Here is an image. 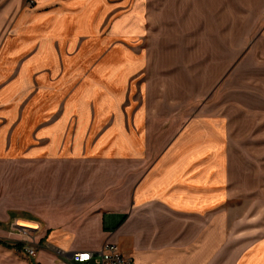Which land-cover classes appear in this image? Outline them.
<instances>
[{
    "label": "crops",
    "instance_id": "crops-1",
    "mask_svg": "<svg viewBox=\"0 0 264 264\" xmlns=\"http://www.w3.org/2000/svg\"><path fill=\"white\" fill-rule=\"evenodd\" d=\"M96 11L78 22L56 13L50 33L42 19L25 21V34L19 18L11 33L0 24V264H81L73 253L106 242L135 264H264V226L249 229L256 237L246 244L234 242V226L227 240L221 116L196 120L175 112L174 94L156 97L162 83L153 89L149 76L161 68L148 72L146 54L124 46L130 25L100 34ZM253 72L251 104L263 113L264 65ZM21 228L34 256L20 249Z\"/></svg>",
    "mask_w": 264,
    "mask_h": 264
},
{
    "label": "rangeland",
    "instance_id": "rangeland-1",
    "mask_svg": "<svg viewBox=\"0 0 264 264\" xmlns=\"http://www.w3.org/2000/svg\"><path fill=\"white\" fill-rule=\"evenodd\" d=\"M45 2L0 0L2 34L11 33L10 26L16 18L23 21L19 34L27 33L29 29H26L25 21L31 19H42L45 29L50 33V18H57L56 13H59V18L71 15L78 22L96 7L97 18L103 20L98 29L100 34H108L112 24L116 27L126 24L127 28L130 25V37H122L125 38L124 46L146 54L148 72L151 68H161L162 75H154L155 68L149 76L154 83L151 84L153 89L159 86L158 81L162 83L156 97L170 98L174 94L175 112L194 114L196 120L203 115L221 116L222 130L225 131L223 147L227 168L230 167L227 240L235 238L230 235L234 226H238V233L242 234L234 242L246 244L254 239L256 235L253 234L256 233H250L249 229L264 226V111L255 112V105L251 104H255L258 98L255 93L257 73H252V68L257 67L258 63L264 65V36L261 37L264 29V0ZM42 4H47L51 10L39 15L37 9ZM123 19L125 23H122ZM204 24L209 36H204ZM257 51L262 53L257 54ZM204 53L210 55V73L206 74L202 69ZM241 55L242 72L234 67ZM208 61L205 65H208ZM176 66L180 67L179 70ZM261 79L263 84L258 83V90L264 98V76ZM237 89L241 92H236ZM155 108L163 114L167 110L164 106L157 105ZM163 136L158 140L161 146L167 144L169 133ZM231 211L235 213L231 214ZM232 215L242 216V223L232 218ZM117 222L115 220L114 225ZM91 264L97 262L93 260Z\"/></svg>",
    "mask_w": 264,
    "mask_h": 264
},
{
    "label": "built area",
    "instance_id": "built-area-1",
    "mask_svg": "<svg viewBox=\"0 0 264 264\" xmlns=\"http://www.w3.org/2000/svg\"><path fill=\"white\" fill-rule=\"evenodd\" d=\"M20 232L24 236L20 242L21 251L28 256H34L37 248L28 230L21 228ZM93 260L97 264H135L132 256L124 254L116 244L111 242L104 243L97 251H78L71 256V261L75 263L91 264Z\"/></svg>",
    "mask_w": 264,
    "mask_h": 264
},
{
    "label": "trees",
    "instance_id": "trees-1",
    "mask_svg": "<svg viewBox=\"0 0 264 264\" xmlns=\"http://www.w3.org/2000/svg\"><path fill=\"white\" fill-rule=\"evenodd\" d=\"M125 217H126V215H124V216L122 217L121 221H123V219H124ZM121 221H120V222H121ZM15 245L18 246V245H19V242H16Z\"/></svg>",
    "mask_w": 264,
    "mask_h": 264
}]
</instances>
